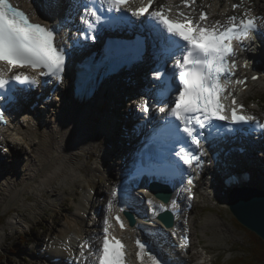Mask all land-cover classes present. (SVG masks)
<instances>
[{
	"label": "snow or ice",
	"instance_id": "snow-or-ice-1",
	"mask_svg": "<svg viewBox=\"0 0 264 264\" xmlns=\"http://www.w3.org/2000/svg\"><path fill=\"white\" fill-rule=\"evenodd\" d=\"M182 2L189 4V0ZM49 3L56 6L55 0H49ZM99 4H107L108 13H121L117 20L122 19L125 12L137 18L147 14L149 20V36L154 44L157 63L153 70V78L158 82L157 105H163L158 107V111L164 114L152 131V158L156 163L149 171L164 179H174L184 172L181 163L188 168H192L193 164L197 168L202 167L201 156L206 155L205 144L209 143L214 128L219 131L215 125L217 120L228 122L232 131L235 130L233 125L253 122L264 129V124L259 123L255 116L238 113V109L244 106L237 103L235 95L227 87L235 75L232 72L236 66L232 59L236 56L234 42L243 44L253 32L260 31L255 17L246 12L239 19L230 16L226 23L217 20L208 25L201 23L207 19L206 13L200 15L199 21H194L183 12L179 13L182 20L172 18V9L167 5L150 11L154 0H146V3L141 0V6L136 8L130 6V0H99ZM238 7L240 5H233V8ZM82 11L80 19L87 27L83 37L95 41L96 25L104 22L106 17L99 10L97 0H89L88 4L82 6ZM33 15L34 12L24 11L12 0H0V92L3 93L0 100L10 93L21 94L24 89L20 86L39 85L40 76L63 81L67 45L59 34L64 25L34 21ZM144 47L145 40L140 37L130 42L116 41L110 44L107 55L117 59L128 55L139 57ZM22 67L38 70V74L17 72L9 75L13 69ZM228 95L232 96L230 116L226 114L227 106L223 102ZM141 107L145 114L151 110L147 99ZM5 111L4 107H0V123L4 124L7 123ZM191 146H194V151ZM187 184L189 187L186 191L191 193L193 178L189 177ZM118 192L119 189L113 193L114 199ZM147 203L153 206L154 213L157 206L167 211L164 204L157 205L152 199ZM171 203L175 205L176 201ZM108 208H113L112 200L108 202ZM116 220L121 228L126 227L118 214ZM104 224L102 243L97 250V264H127L125 244L112 235L108 219ZM136 244L140 264H170L169 260L154 253L146 242L137 239Z\"/></svg>",
	"mask_w": 264,
	"mask_h": 264
},
{
	"label": "rangeland",
	"instance_id": "rangeland-1",
	"mask_svg": "<svg viewBox=\"0 0 264 264\" xmlns=\"http://www.w3.org/2000/svg\"><path fill=\"white\" fill-rule=\"evenodd\" d=\"M228 1L225 0V3ZM253 1L264 12V0ZM252 90L255 97L264 98L262 85L254 84ZM58 105L57 102L55 106L51 107L48 113L49 117ZM122 107L113 110L119 114L122 113ZM129 107L126 108L127 112ZM14 140L18 143L13 142L9 152L0 157V264H46L39 258L43 245L67 221L66 218L71 213L68 211V206L76 209L80 198L87 193V190L84 183L80 181L81 179L70 186L62 184V182L54 184V187L48 185L43 188L44 191H39L40 187L37 186L33 190L25 191V196L20 197V201L8 206L9 200L4 187L5 180H15L20 186H23L24 182H20L16 176L13 163L18 157L27 159L26 152L29 148L22 136ZM107 144L108 141L101 138L93 145L92 149L79 154L80 160L84 163L85 173L88 175L91 172L96 173V179L102 189L109 186L108 178L113 176L115 173L113 169L119 163L117 152L109 151ZM104 145L106 146V151H103L106 154L104 155V164H94V161L96 163L100 157L99 155L103 154ZM97 169L99 171H96ZM215 174L217 172H213L203 181L198 205L193 211L195 246L191 256L195 260V264H200L203 260L201 257L205 252H207L208 259L214 260V264H235V260H239L240 256L248 261L251 251H255V255L260 252L259 250L264 252V240L258 235H254V232L235 218L227 205L228 200L220 202L222 199L216 193L219 189L217 188L218 183L215 185L217 181L213 179ZM30 178H33L32 181L35 184H39L37 182L41 179L34 174H31ZM17 215L20 217L17 218ZM15 217L21 222V225L20 222L18 224L10 223ZM24 219L26 220L24 221ZM203 246L207 249L205 250Z\"/></svg>",
	"mask_w": 264,
	"mask_h": 264
},
{
	"label": "bare ground",
	"instance_id": "bare-ground-1",
	"mask_svg": "<svg viewBox=\"0 0 264 264\" xmlns=\"http://www.w3.org/2000/svg\"><path fill=\"white\" fill-rule=\"evenodd\" d=\"M64 1L67 2L66 0ZM221 7L226 10L225 7ZM242 67L248 69L245 64H243ZM244 76H247V74L244 73ZM109 82L118 84L116 80ZM127 82L128 81H122V85H126ZM247 84L250 85V87L254 84H260L264 87V80L256 81L251 76ZM111 97L112 94L108 90L102 88L92 100L77 102L72 99L73 97L69 94L68 90L64 89L60 97V102H58V100L56 101L59 105L53 109L50 117L49 114L45 116L43 114L42 116L36 115L37 112L34 111L28 116L29 120L26 128L17 120L12 122V126H9L12 132L10 135L11 138L19 139V137L22 136L23 141L29 148H27L26 152L28 155L27 159L18 157L13 163L16 176L20 182H24L23 186H20L15 180H5L4 187L7 191L6 196L9 200L8 206L20 201V197L25 196V191L33 190L37 186L40 187L39 191H44L43 188L45 186L51 185L54 187V184L56 185L59 182L70 186V184L73 185L80 179L83 183H89L93 187L97 186L96 173H92L90 176L85 173L83 169L84 163L80 160L79 154L92 149L93 145L101 138L111 143L115 142L118 136L119 120L124 117V113L128 112L123 107L121 109L122 113L118 114L114 112L113 109L118 108L114 106H119V104H116L117 101H113ZM77 100L80 101L79 99ZM56 102H54L53 106H55ZM23 119L26 120L27 117H23ZM34 121H36L35 125L32 124ZM147 131L148 133L143 135V138L147 137L146 139L151 141L152 133L149 132L151 130L148 129ZM29 151L31 154H29ZM103 151H106L105 145L102 148L103 154L99 155L102 165L104 164L103 159L105 155ZM262 151L264 152V149H262ZM258 153L259 152L253 151L251 155L240 156L237 161L245 159L248 168L257 169L264 174V160L260 158ZM100 157L96 161L97 164H100ZM224 168L225 167H223L222 170ZM216 170L218 171L220 169H212L214 172H217ZM230 170L232 169L230 168ZM27 173L29 174L27 175ZM31 174L41 178H39L40 181L37 182L39 184L33 183V178H30ZM255 176L258 178L257 174ZM263 179L264 178H262V184L257 185L264 188ZM89 200L91 199L87 197V195L83 196L77 206V210L70 213L66 218L67 221L65 224L61 226L51 238L54 237L56 240L58 238H63L65 240L71 233L77 231L80 226L82 227V225H85V228H87V221L84 218V214L88 211L90 205ZM244 200L247 204H255L253 197H245ZM68 210H73V208L68 206ZM18 217L20 216L17 215V218ZM137 217L139 220L143 219L142 211L137 213ZM17 218L15 217L12 219L10 223L18 224L20 221ZM25 220L26 219H24V221ZM88 232L89 231H86L85 233ZM77 234L78 236L82 235L78 233V231ZM260 238L262 237L260 236ZM57 244L58 240L55 246L54 243L51 244V242H47V248L45 253L40 255L41 258L53 264L51 258L55 256L58 258L62 254V251L56 247ZM90 249L93 251V248Z\"/></svg>",
	"mask_w": 264,
	"mask_h": 264
},
{
	"label": "water",
	"instance_id": "water-1",
	"mask_svg": "<svg viewBox=\"0 0 264 264\" xmlns=\"http://www.w3.org/2000/svg\"><path fill=\"white\" fill-rule=\"evenodd\" d=\"M245 197H253L255 204H247ZM230 206L237 218L264 239V190L235 188L230 197Z\"/></svg>",
	"mask_w": 264,
	"mask_h": 264
},
{
	"label": "trees",
	"instance_id": "trees-1",
	"mask_svg": "<svg viewBox=\"0 0 264 264\" xmlns=\"http://www.w3.org/2000/svg\"><path fill=\"white\" fill-rule=\"evenodd\" d=\"M259 251V253L262 254L256 253L255 255L254 252H252L248 261H246L243 257H239V260H235V264H264V252L262 250Z\"/></svg>",
	"mask_w": 264,
	"mask_h": 264
}]
</instances>
